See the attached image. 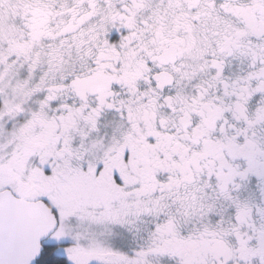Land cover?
Instances as JSON below:
<instances>
[{"label":"flooded vegetation","instance_id":"1","mask_svg":"<svg viewBox=\"0 0 264 264\" xmlns=\"http://www.w3.org/2000/svg\"><path fill=\"white\" fill-rule=\"evenodd\" d=\"M13 6L5 24L28 56L8 58L0 83V194L55 219L85 210L78 229L111 250L80 253L78 234L41 258L54 245L83 264H264V0H15L0 13ZM36 122L49 138L30 135Z\"/></svg>","mask_w":264,"mask_h":264},{"label":"rangeland","instance_id":"2","mask_svg":"<svg viewBox=\"0 0 264 264\" xmlns=\"http://www.w3.org/2000/svg\"><path fill=\"white\" fill-rule=\"evenodd\" d=\"M12 1H15V0H0V7L4 6L6 3H12ZM24 1H27V0H24ZM13 7H11L8 10V12H6L3 15H2V13H0V83L3 81L2 76L8 77L10 75V73H9L10 66L6 63L8 58H11L12 55H16L17 57H20L21 53H22V57L24 59H27V56H28L27 51H25L22 48L20 50H13V47H15L13 45V42L16 38L15 37L16 33L12 31L11 28H13V27L11 24H9V25L7 23L5 24V21L11 15L14 14V9H15V13L18 11L17 8H15V7L13 8ZM108 59H114V57H108ZM10 90L12 92L16 91L14 86L11 87ZM37 128H38V131H37ZM26 132L27 131L25 129L21 130L20 137L19 138L13 137V140H15V142H17L18 144H23L25 141L24 140L25 139L24 134ZM28 134L29 133H27V135ZM30 135H34V136L38 135L40 138H44V139L49 138V136L46 134L44 126L42 127L41 124L38 122L31 124ZM78 175H79V173L78 174H76V173L68 174L65 172L63 174V182L68 183V184H64V185H66L68 187H75V188L79 187V185L81 183H83L82 181H84V180H79L77 177ZM28 179L32 184H35V187L41 188L42 185H45L43 178L38 173H33V172L29 173ZM54 187L55 186L50 187L49 189H52ZM55 215L57 217L56 221L57 220L59 221V223L57 222V229L59 227L60 230L57 231V229H56L57 233H55L56 232L55 231L47 239V241H45L43 243L44 247H47V245H49L50 243L59 244L68 238H74L75 239L76 235L79 234V235H85L86 236L85 240L83 241V242H85V244L81 245L79 248L80 253L87 254L88 252L101 253V252L111 251L108 248H106V250H105L104 248H101V246L97 244L96 238L98 237V234H96L94 232L87 231L82 227H80L78 229L77 226H80V225H78L75 222V220H77L76 217L81 218L80 217V215H81V216H87V218H88V214L85 210H80V209L74 210V208H72V207H66L65 209L58 210ZM87 221L89 222L90 220H87ZM72 222L75 223V225ZM67 229L70 231L69 237L67 236ZM125 236H127V235H125ZM133 239L135 240L134 237H133ZM126 243H127V241H126ZM123 245H125V244H123ZM51 251H52V253H54V255L65 256L68 260V261L67 260L66 261L69 262V264H83V263L79 262V260L77 259L78 256L75 257V254H73L71 251L67 252V251L60 250L58 247H55L54 245H52ZM134 257H135V255H134ZM137 261H139L141 263V260H138V258H136V257L133 258V262H130V263L135 264ZM207 262H208V257H207V254H205V253H203V255H201V256H197L195 259V264H207Z\"/></svg>","mask_w":264,"mask_h":264},{"label":"water","instance_id":"3","mask_svg":"<svg viewBox=\"0 0 264 264\" xmlns=\"http://www.w3.org/2000/svg\"><path fill=\"white\" fill-rule=\"evenodd\" d=\"M57 229L52 211L0 194V264H37L45 242Z\"/></svg>","mask_w":264,"mask_h":264},{"label":"trees","instance_id":"4","mask_svg":"<svg viewBox=\"0 0 264 264\" xmlns=\"http://www.w3.org/2000/svg\"><path fill=\"white\" fill-rule=\"evenodd\" d=\"M45 252L44 256L40 258L39 264H66L64 259L52 256V252L49 250H46Z\"/></svg>","mask_w":264,"mask_h":264}]
</instances>
